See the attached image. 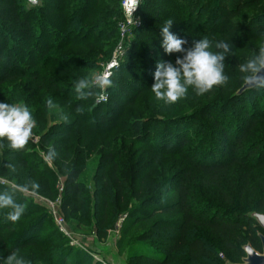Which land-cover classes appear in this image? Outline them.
Segmentation results:
<instances>
[{
	"label": "trees",
	"instance_id": "obj_1",
	"mask_svg": "<svg viewBox=\"0 0 264 264\" xmlns=\"http://www.w3.org/2000/svg\"><path fill=\"white\" fill-rule=\"evenodd\" d=\"M145 1L151 11L142 13L141 25L135 28L136 43L145 55L132 51L141 61L131 57L122 61L117 67L119 73L111 79L108 102L97 103L95 97L89 100L98 87L81 100L73 85L80 77L94 75L102 54L108 61L106 47L117 36L123 16L119 0H53L51 4L41 0L36 6L27 0L26 4L0 0V101L30 107L40 144L49 147L45 150L48 156L55 153L51 157L54 164L66 174L61 210L67 220L84 217L88 202L96 198L94 215L101 238L126 215L120 246L131 244L133 237L141 242L156 239L173 259L171 264L237 262L243 256V247L254 243L257 236L252 229L255 221L248 213L264 214V181L258 193L252 188L255 170L264 171V140L245 148L254 129L264 121V101L259 105L246 97L264 83L235 97L246 82L240 65L264 46V0H216L214 18L204 16L215 0H206L201 6V0L191 1L180 18L182 28L189 31L185 39L189 42L207 36L213 45L219 40L231 41L233 52L225 60L229 80L200 96L189 89L185 98L171 105L158 100L150 89L156 63L162 57L142 43L152 35L162 40L161 22L171 10L155 0ZM141 7L142 3L139 10ZM257 9L259 15L244 21L247 10ZM179 17L170 15L171 19ZM171 31L182 36L178 29ZM134 73L142 77L134 79ZM49 97L56 105L54 109L46 105ZM237 104L243 117L230 111ZM189 121L201 123L195 135L186 129ZM33 144L29 140L17 150L0 141V178L50 197L57 191L53 183L56 171L41 169L32 161L29 148ZM211 144L227 147L219 149L220 155L210 150L204 153ZM134 145L140 146L139 154H152L143 166L131 161ZM165 159H173L175 164L170 173L161 166ZM231 171L239 182L232 189L227 184ZM85 172L91 183L82 181ZM89 184L91 188L96 186L95 193L87 188ZM164 190H172L174 195L167 198ZM10 191L23 208L26 199L18 190ZM145 193L152 196L142 197ZM247 194L253 197L252 205L234 213L208 197L222 199L230 206L236 197ZM12 211L10 207L0 215V255L15 251L30 264H68L75 249L65 244V237L39 239L44 218L20 225L9 218ZM27 216L23 213L21 218ZM70 220L81 226L80 221ZM134 227L145 228L129 239ZM196 228L206 230L207 241L196 235ZM220 252H225L227 259L221 258ZM145 259L168 264L152 255ZM85 260L78 250L72 264H85ZM127 261L133 264L132 258Z\"/></svg>",
	"mask_w": 264,
	"mask_h": 264
},
{
	"label": "rangeland",
	"instance_id": "obj_2",
	"mask_svg": "<svg viewBox=\"0 0 264 264\" xmlns=\"http://www.w3.org/2000/svg\"><path fill=\"white\" fill-rule=\"evenodd\" d=\"M20 1L23 4L24 3L26 4V0H20ZM144 1L145 0H141L142 7L140 8L139 13H137V19H139L140 22H142V19H143L142 13L151 11L150 10L151 6L147 4L146 1L145 2ZM155 1H157V3H161L163 5L168 6L171 10L165 16V19L162 20L161 22L162 25L164 21L171 19L170 15L176 13L177 15L180 16L178 19H171L173 21L172 29L180 30L181 31L180 33H182V36L180 37L185 39L187 33L189 34V31L186 30L185 28H182V26L180 25V18L184 17L185 14L187 13L186 9L190 8L192 0H155ZM143 2L145 4H143ZM204 2H206V0H201V2L199 3L200 4L199 6L203 5ZM44 3L51 4L54 2L53 0H44ZM180 3L184 4V7H181ZM117 5H119L118 9L119 10L121 9L123 13V16L120 17L119 19L120 22L118 24V34L116 37L109 40L108 42L109 44L106 47V49L109 50V53H108L109 59L108 61L103 59L104 58L103 56H105V54H102V56L100 57L101 60L98 61L99 68L93 71L95 76L102 77L106 73L108 66L114 61V59H117L119 61V65L122 61H124L128 57L134 58L137 61H141L138 58H135L134 53L139 52L140 54L145 55L144 52H146L145 50L140 51L139 44L136 43V38L138 37H137V34L135 33V28L139 27L140 25L138 24L132 25L130 27V30L127 29V31L124 33L123 26H125L126 16L124 14V10L122 7V0H119V3ZM215 5H216V0L212 4L211 8L207 10V13L205 14L204 17H208V16L213 17V18L215 17L214 10H213ZM261 7H262L261 10L264 11V6H261ZM254 15L256 16L259 15L258 9L255 11L247 10L246 18L244 19V21L251 19ZM240 19L242 18L240 17ZM196 21H198V19ZM210 41L212 40L210 39ZM142 43H145V45H148L147 46L148 48L154 50L155 55L161 56L162 57L161 59L166 60V61L170 60L173 62L176 59V56L178 54V53H174L172 55H168L164 52V50L163 51L159 50V49H162L161 41L159 42L157 40V37L155 36L153 37V35L148 36L147 38H143ZM188 43L189 45H191L192 40H190ZM225 60L226 61L229 60L228 56L226 57ZM117 67L111 71V75L109 79H112L115 73H119V71H117L118 70ZM128 76L129 75H127L126 77ZM133 77L134 79H139L142 77V75H140V73H137V74L134 73ZM189 89H192V88H189ZM110 91L111 90L109 89V86H105L103 88L98 87L97 93L94 94L90 98L89 101H91L92 98L95 97L96 98L95 101L99 103L101 102L103 95H108L109 97ZM193 93L196 94L194 90H193ZM72 96H76V95H72ZM246 98H248V101L250 102H256L257 104L261 105L262 102L264 101V86L257 89L252 94H249L248 97ZM115 101L121 102V100H118V99H116ZM230 111H232V114L237 115L238 118L243 117L244 115L243 111L240 109L239 104L236 105V108L234 110L231 109ZM262 112L264 114V111ZM187 125L188 126L186 129L190 130L193 135H195L196 132L201 128L200 121L196 122L195 124H193L192 121H189ZM217 138L220 139L221 135H218ZM29 140H31L32 143H34L29 148L30 151H32V155L34 156L32 157V161L38 163L41 169L47 170V169L52 168L54 171H56V179L54 180L53 183L57 191H55V193L49 197L43 194H39L37 191L33 189H26V188L17 186L15 185L14 182L9 181L5 178H2V179L0 178V192H8L10 194H13V192L10 191V189L18 190L23 196V198L26 199V203L23 206L22 214L25 213L28 216L22 219L21 218L22 214H21L20 217L16 220L15 222L16 224L26 225L34 219L43 217L44 222L42 224V227L38 231V236H39L38 238L40 239L44 236H50V235H56L57 237H65L67 239V242L65 244L71 245L75 249L72 255L70 256L68 264L73 263L76 252L78 250H81L83 252V255L86 256L85 264H94V262H99L101 264H109V261L111 260V255L116 252H120L126 259L132 258L133 264H155L151 261L146 260L145 259L146 255H152L155 258L166 260L165 263L171 264L173 259L167 257L166 250L163 249L159 240L153 239V240H148L146 242H141V241H138L136 237H133L131 244L124 243L123 245L120 246L123 222L126 218V215L120 218L115 223V225L111 229L108 230L106 237L104 238L99 237L97 230H96V219L94 215V211H95L94 204H95L96 198H94L92 202H88L89 211L85 213L84 217H81L79 215L71 216L70 219H73V220L75 219V221H80L81 226H77L73 224V222L70 219L67 220L61 210V201H62V193H63L62 187L64 188V179H65L66 174L62 173L59 169H57V166L54 164L53 159L49 158L47 153H45V150L49 149V147L46 148L40 144V138L35 134L34 128H33V134ZM262 140H264V121H261L259 125L254 129L252 136L248 138L247 142H245V145H246L245 148H248L252 144V142H256V141L260 142ZM198 141L199 140L195 139V142L197 145L199 144ZM131 147H132L131 152L133 154V158L131 159V161L134 162V165L136 166H138L137 164H139L140 166H143L147 162V160L152 157V154H148V155L146 154V156H143V154L142 155L139 154L137 152V148H139L140 146L134 145ZM222 147H227V145H224V144L212 145L211 144L209 147L204 148L203 151L204 153H206V151L210 150L211 154L213 153L215 155H220L219 149ZM42 160L44 163H41ZM91 163L92 162L90 161L88 165ZM174 165L175 164L173 163V159H165L161 163L162 168L164 170H167L168 173L174 170V167H173ZM88 171L90 170L87 169V172ZM255 172L257 173V176L252 180L253 182L252 188L254 191H256V193H258V190L260 189L264 181V171L258 169V170H255ZM234 173H235L234 171H231L229 174V177L227 178V184L229 188L231 189L232 187H235V185L237 186L239 184V182L236 180L234 176ZM81 179L85 183H91L87 178L86 172L81 177ZM170 185L172 188H174V183H170ZM5 187H7L8 189H6ZM87 188L91 190L92 193H95L96 191L95 185L94 187L91 188L89 184ZM164 193L167 198L174 195V191L172 190L170 191L164 190ZM149 196H152V193H145L142 197L145 198ZM208 197L211 198L209 201L216 203V204L219 203L220 205H222L224 209H226V211L231 212V213L232 212L234 213L235 211H242L243 208L246 207V205H252V202H253V197L249 194L245 195L243 198H240V199L236 197L234 200V203L230 206H227L226 204H224V201L222 199H218L210 195ZM8 208H10V206L0 208V215L6 213ZM54 213H57L61 217L65 218L64 219L65 226H66L67 233L70 234L69 236H66V234L60 230V227L57 223ZM228 215H231V214H228ZM144 228L145 227H136V228L134 227L132 232L129 234V239L131 236H135L136 234L143 231ZM252 229L255 231V235H257L258 232L260 231L259 226L255 222L252 223ZM194 232L196 233V235L202 236L203 239L206 241L209 238L206 230L196 228L194 229ZM172 257H173V254H172ZM220 257L223 259H227L225 252L224 253L220 252Z\"/></svg>",
	"mask_w": 264,
	"mask_h": 264
},
{
	"label": "clouds",
	"instance_id": "obj_3",
	"mask_svg": "<svg viewBox=\"0 0 264 264\" xmlns=\"http://www.w3.org/2000/svg\"><path fill=\"white\" fill-rule=\"evenodd\" d=\"M173 21L163 22L161 27V46L168 55L179 53L175 62L158 60L153 73L154 83L151 91L155 97L165 104H174L188 95L189 88L196 94L203 95L216 86L225 85L229 76L225 74V59L233 52L231 41L219 40L214 45L207 36L193 38L190 46L188 41L171 31ZM215 49V50H213ZM244 79L250 85L264 82V46L258 47L256 53L240 65ZM113 81L93 75L78 78L73 89L81 100L93 94L95 87L112 86ZM49 109L56 105L51 97L46 100ZM36 125L30 107L27 104L0 101V141H6L12 149H22L33 134ZM55 155L49 152V158ZM36 187V185H33ZM12 207L9 218L17 220L23 212L20 204L14 201L13 195L0 192V208ZM0 264H30L15 251L7 256L0 255Z\"/></svg>",
	"mask_w": 264,
	"mask_h": 264
},
{
	"label": "water",
	"instance_id": "obj_4",
	"mask_svg": "<svg viewBox=\"0 0 264 264\" xmlns=\"http://www.w3.org/2000/svg\"><path fill=\"white\" fill-rule=\"evenodd\" d=\"M264 82H260L258 85H250L247 81L235 94V97L241 96L246 92L262 85ZM250 219H253L264 230V214L259 212L249 213ZM259 236L263 241V253L258 252L251 243L246 244L243 248L246 252V257L243 259V263L227 262L226 264H264V234L260 233ZM109 264H129L127 259L119 252L111 255Z\"/></svg>",
	"mask_w": 264,
	"mask_h": 264
},
{
	"label": "built area",
	"instance_id": "obj_5",
	"mask_svg": "<svg viewBox=\"0 0 264 264\" xmlns=\"http://www.w3.org/2000/svg\"><path fill=\"white\" fill-rule=\"evenodd\" d=\"M28 3L30 5L36 6L41 3V0H28ZM140 3L141 0H122V7L126 16L125 26H123L124 33L127 31V29L130 30V27L132 25H141V22L139 21V19H137V13L139 11ZM117 66H119V61L117 59H114V61L108 66L106 73L102 77L109 79L111 71ZM108 100V95H103L101 102H108ZM62 190H64L63 187ZM54 216L56 217L60 230L63 231L66 236H69L70 234L67 233L65 226V218L61 217L57 213H54Z\"/></svg>",
	"mask_w": 264,
	"mask_h": 264
},
{
	"label": "flooded vegetation",
	"instance_id": "obj_6",
	"mask_svg": "<svg viewBox=\"0 0 264 264\" xmlns=\"http://www.w3.org/2000/svg\"><path fill=\"white\" fill-rule=\"evenodd\" d=\"M258 225V224H257ZM259 226V225H258ZM260 228V231L258 232L255 240H254V243L252 242H249L252 244V246L260 253H263V241L261 239V237L259 236L260 233H263L264 234V230L259 226ZM246 252L243 248V256L241 257V259L237 262H233V263H243V259L246 257ZM229 262V261H228Z\"/></svg>",
	"mask_w": 264,
	"mask_h": 264
}]
</instances>
